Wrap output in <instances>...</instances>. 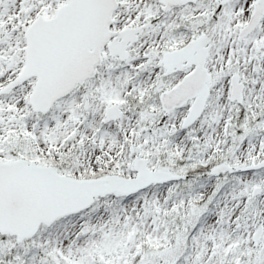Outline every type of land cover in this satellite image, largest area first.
Returning a JSON list of instances; mask_svg holds the SVG:
<instances>
[{
  "label": "snow or ice",
  "instance_id": "obj_1",
  "mask_svg": "<svg viewBox=\"0 0 264 264\" xmlns=\"http://www.w3.org/2000/svg\"><path fill=\"white\" fill-rule=\"evenodd\" d=\"M0 264H264V0H0Z\"/></svg>",
  "mask_w": 264,
  "mask_h": 264
}]
</instances>
